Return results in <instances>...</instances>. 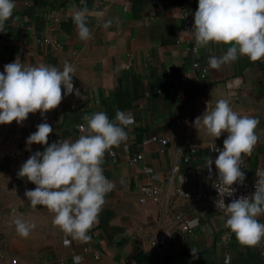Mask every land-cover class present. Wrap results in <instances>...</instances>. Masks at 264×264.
<instances>
[{
  "label": "crops",
  "instance_id": "crops-1",
  "mask_svg": "<svg viewBox=\"0 0 264 264\" xmlns=\"http://www.w3.org/2000/svg\"><path fill=\"white\" fill-rule=\"evenodd\" d=\"M184 5L194 26L198 0H16L0 32V72L17 58L25 66L44 63L61 70L68 61L76 69L73 84L80 96L64 97L45 117L38 110L21 124H0V264H74L75 255L82 264H224L225 255L231 264H264V242L242 245L225 226L223 213L176 192L205 191L215 178L219 153L214 146L222 149L227 133L214 139L194 121L208 102L211 110L221 98L238 113L258 118L259 139L243 165L249 176L264 169V60L241 56L211 69L208 58L223 55L228 45L197 47L193 31L183 27ZM85 6L92 31L87 41L79 38L72 19ZM109 19L113 23L106 29ZM117 110L131 113L135 122L127 129L128 139L104 157V175L115 187L91 239L72 240L53 224L54 213L32 208L25 196L36 185L17 173L46 147L29 145L26 138L47 122L53 128L49 144L75 141L88 134L86 115L104 111L113 120ZM152 135L166 141L151 140ZM137 153L141 158L132 162ZM17 217L35 224L27 238L15 230ZM258 219L264 222V215ZM163 230L172 231L175 241L159 245ZM65 239L71 241L67 246Z\"/></svg>",
  "mask_w": 264,
  "mask_h": 264
},
{
  "label": "clouds",
  "instance_id": "clouds-1",
  "mask_svg": "<svg viewBox=\"0 0 264 264\" xmlns=\"http://www.w3.org/2000/svg\"><path fill=\"white\" fill-rule=\"evenodd\" d=\"M15 7L16 0H0V32H4ZM88 15L86 6L72 15L78 36L84 41L92 37ZM96 15L103 16V12ZM112 23L111 19L106 20L103 27L107 29ZM192 29L199 48L210 43L228 45L223 55L208 58L211 69L220 70L241 56H247L251 61L264 60V0H198ZM75 71L68 61L64 62L62 70L44 63L25 66L18 58L6 64L4 71L0 72V124H10L13 120L21 124L29 113L38 110L41 117H45L64 97L73 93L80 96L79 89L73 84ZM84 119L88 134L75 141L60 140L51 144L52 126L47 122L38 124L37 130L26 138V143L46 147L43 151H35L17 174L36 185L25 192L32 208L46 207L54 213L53 224L66 237L87 243L91 239L90 230L99 222L105 198L115 187L114 182L104 175L105 154L128 139L127 129L135 120L131 113L122 110L116 111L113 120L104 111L86 115ZM194 124L214 139L227 133L223 148L214 146V151L219 153L214 164L219 181L232 195L235 189L230 186L245 181L246 174L241 165L258 142V118L238 113L228 99L221 98L211 110L208 102L205 112L195 118ZM206 164L211 172L212 157L206 160ZM256 176L255 192L251 196H240L227 205L223 199L216 202L227 215L225 226L248 247L264 242V222L258 219L264 215V169H257ZM13 223L17 234L25 238L35 228L34 223L20 217ZM70 242L64 240L66 246ZM191 253L193 259L198 258L196 248H191ZM231 259L230 255H225L224 264H231ZM73 261L82 264V257L75 255Z\"/></svg>",
  "mask_w": 264,
  "mask_h": 264
},
{
  "label": "built area",
  "instance_id": "built-area-1",
  "mask_svg": "<svg viewBox=\"0 0 264 264\" xmlns=\"http://www.w3.org/2000/svg\"><path fill=\"white\" fill-rule=\"evenodd\" d=\"M181 19H182L184 29L189 30L191 32L194 31L192 29V27H193L192 16H191L188 8L186 7V5L183 6V9L181 12ZM192 49H194V46H192ZM193 66L198 67L199 63L197 61H195V62H193ZM82 125L83 124L79 125L80 130H84V127L83 128L81 127ZM150 139L151 140H159L162 143H164L166 141L165 139H158V137H156L155 135H152L150 137ZM195 149H196V146H193L191 150L194 151ZM110 153H112V152H110ZM216 157H214V160ZM140 158H141V154L137 153L131 158V161L135 162ZM187 160H188V157L185 156L184 161H187ZM177 169H178V163H175L173 165L172 170L176 171ZM241 170L244 171L246 174L245 181L243 184L234 183L233 185L230 186L231 188L235 189V191L232 193V195H230V192H229L227 186H225L221 181H219L217 169H216V173H215V178H214L209 189H207L205 191H200V190H195V189L183 191L181 189H176V192H177V194L183 195L184 197L193 198L195 200H198L199 202H202L204 205L209 207L212 211L218 212V213H223L227 218V215L225 214V210L223 208L217 207V204H216L217 201H219L220 199H223L225 205H227L233 199L239 198L240 196H251V194L255 192V183H256V180L258 179L256 176V172L254 173V175L249 176L247 169H246L245 165H243V164L241 165ZM146 193L148 195H151V193L149 191ZM175 238H176L175 234L172 231L163 230L157 239V243L159 245H166V244L174 242ZM95 257H98V255L95 254ZM125 264H130V263H125Z\"/></svg>",
  "mask_w": 264,
  "mask_h": 264
}]
</instances>
